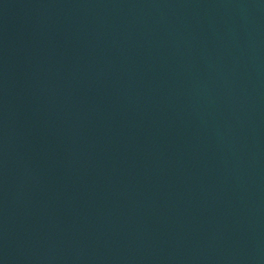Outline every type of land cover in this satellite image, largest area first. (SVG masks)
<instances>
[{
    "label": "water",
    "instance_id": "water-1",
    "mask_svg": "<svg viewBox=\"0 0 264 264\" xmlns=\"http://www.w3.org/2000/svg\"><path fill=\"white\" fill-rule=\"evenodd\" d=\"M0 264H264V0H0Z\"/></svg>",
    "mask_w": 264,
    "mask_h": 264
}]
</instances>
